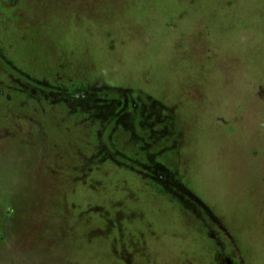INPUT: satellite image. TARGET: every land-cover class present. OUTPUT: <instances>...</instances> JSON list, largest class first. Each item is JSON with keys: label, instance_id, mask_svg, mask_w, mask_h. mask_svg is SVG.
Segmentation results:
<instances>
[{"label": "rangeland", "instance_id": "rangeland-1", "mask_svg": "<svg viewBox=\"0 0 264 264\" xmlns=\"http://www.w3.org/2000/svg\"><path fill=\"white\" fill-rule=\"evenodd\" d=\"M0 264H264V0H0Z\"/></svg>", "mask_w": 264, "mask_h": 264}]
</instances>
